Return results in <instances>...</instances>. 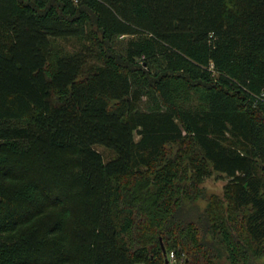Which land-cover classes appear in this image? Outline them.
I'll use <instances>...</instances> for the list:
<instances>
[{"label":"trees","instance_id":"obj_1","mask_svg":"<svg viewBox=\"0 0 264 264\" xmlns=\"http://www.w3.org/2000/svg\"><path fill=\"white\" fill-rule=\"evenodd\" d=\"M263 258L264 0H0V264Z\"/></svg>","mask_w":264,"mask_h":264},{"label":"rangeland","instance_id":"obj_2","mask_svg":"<svg viewBox=\"0 0 264 264\" xmlns=\"http://www.w3.org/2000/svg\"><path fill=\"white\" fill-rule=\"evenodd\" d=\"M127 39H129V37H125L122 40H127ZM55 45L57 48H60L64 52H74L76 50L81 49L82 42L78 39L59 40V42ZM97 150L101 152L106 159H110L113 157L114 153L110 150H107L103 147H97ZM229 182L230 179L228 177L218 173H215L212 177L208 178L202 185L205 189L206 199H200L199 201L196 202L199 211L203 212V210L206 208L208 204L207 197H209L210 195L223 196L226 185ZM258 264H264V258L262 260H259Z\"/></svg>","mask_w":264,"mask_h":264},{"label":"built area","instance_id":"obj_3","mask_svg":"<svg viewBox=\"0 0 264 264\" xmlns=\"http://www.w3.org/2000/svg\"><path fill=\"white\" fill-rule=\"evenodd\" d=\"M168 259L171 262H176V260H177L176 254L174 252H171V254L169 255V258Z\"/></svg>","mask_w":264,"mask_h":264}]
</instances>
